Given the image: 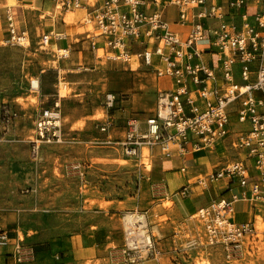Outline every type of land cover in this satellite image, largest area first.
Listing matches in <instances>:
<instances>
[{
  "label": "built area",
  "instance_id": "1",
  "mask_svg": "<svg viewBox=\"0 0 264 264\" xmlns=\"http://www.w3.org/2000/svg\"><path fill=\"white\" fill-rule=\"evenodd\" d=\"M18 1L22 0H14ZM25 1V6L20 3L3 8L6 45L27 49L32 43L30 32L18 28L16 9L33 11L36 4L50 3L51 10L39 16V20L51 18L49 30L73 25L66 18L74 14L75 24L84 21L81 26L90 27L82 36L95 60L143 65L161 82L155 108L144 126L131 120L120 141L107 138L96 143L116 146L126 159L140 160L143 150H158L162 158H177L184 164L189 153L212 152L219 142L231 139L232 147L245 158L198 179L203 189L218 182H224L225 189L196 210L194 218L203 233L191 247L218 250L227 261L245 252L261 254L264 264V219H234L235 204H264V0ZM57 17L60 22L54 21ZM53 37L67 39L66 33L42 32L36 42L39 50L47 52ZM56 52L59 60H68L71 53L69 48ZM30 91H39L38 79L30 81ZM108 99L111 105V96ZM57 109L56 104L36 119L33 154L42 143L61 142ZM15 117L7 106L0 109L4 128L10 127ZM109 126L104 123L100 130L106 132ZM186 169L183 165L180 171ZM191 192L187 183L175 196L187 199ZM126 215H132L133 221L122 217L119 264H144L155 259L160 250L144 213ZM136 217H144L145 225L135 223ZM9 244L8 232L0 227V247ZM32 256L17 234L13 263L24 264Z\"/></svg>",
  "mask_w": 264,
  "mask_h": 264
},
{
  "label": "rangeland",
  "instance_id": "2",
  "mask_svg": "<svg viewBox=\"0 0 264 264\" xmlns=\"http://www.w3.org/2000/svg\"><path fill=\"white\" fill-rule=\"evenodd\" d=\"M3 4L16 3L0 0V109L7 106L16 117L6 128L0 120V227L14 230L12 234H18L23 241L27 237L51 243L82 231L93 209L117 210L121 221L127 213L141 212L160 250L155 259L145 264H263L261 254L245 252L227 261L218 250L191 247L203 233L194 210L211 192L207 191L210 184L203 189L197 181L224 167L225 162L237 161L242 152L232 147L231 139H225L223 150L212 152L204 169H189L193 195L189 201H181L175 193L181 188L183 172L167 169V178L164 172L159 173L163 163L177 158L165 159L158 150H143L140 160L126 159L115 150L116 146L96 143L107 138L120 141L131 120L144 126L161 88L151 68L95 60L78 52L70 53L68 60H59L51 44L47 52L36 45L45 26L51 25V18L39 20L41 13L26 9H16V18L18 28L30 32L31 46L24 49L6 45ZM54 21L60 22L59 17ZM209 24L216 25L214 21ZM71 27L69 36L87 29L74 22ZM33 79L39 82L36 93L30 91ZM56 104L62 140L42 143L33 154L36 119ZM104 123L110 124L106 132L100 130ZM154 183L158 185L154 186L155 193ZM162 197L164 200H160ZM107 201L124 202H116L117 207H113L115 203ZM121 230L120 239L122 222ZM119 244L120 240L109 247ZM119 257L116 252L112 259L119 261ZM76 262L70 255H61L56 264H79ZM85 264L101 263L89 260Z\"/></svg>",
  "mask_w": 264,
  "mask_h": 264
},
{
  "label": "crops",
  "instance_id": "3",
  "mask_svg": "<svg viewBox=\"0 0 264 264\" xmlns=\"http://www.w3.org/2000/svg\"><path fill=\"white\" fill-rule=\"evenodd\" d=\"M26 2L25 0L18 1L16 4H23ZM15 4V5H16ZM7 4H3L1 8H4ZM17 6V5H16ZM19 6V5H18ZM39 4H36L35 8L36 12H43V11H50L51 10V4L45 3L39 7ZM48 10V11H47ZM77 16L80 15V13H76ZM40 16V15H39ZM40 18V17H39ZM75 18V16H74ZM68 26H53L52 28L49 26L45 27L43 29V32L49 31L53 32V34H61L66 33L67 39L65 41H57L54 37L51 40V46L52 51L55 49H66L69 48L71 53L72 52H78V54L81 55H90L92 57V54L89 50V42L85 40V38L82 36V34H75L72 36H69L68 31L66 30ZM79 28V27H78ZM76 45L79 47L78 49H72L71 47ZM64 70V69H63ZM241 130H247L245 127H240ZM225 143V140L219 142L214 152L217 154L219 151L223 150L225 147L223 144ZM112 149V148H111ZM156 151V150H154ZM218 151V152H217ZM213 152V151H212ZM212 152H199V153H189L186 156V161L183 164L180 160H171L166 163H163L161 165V169H159L160 172H164L165 178L168 177V175L165 174L167 169L172 170H180L183 165L187 168L183 175V179L181 182L180 187L186 185L189 183V175L190 170L201 167V169H204L203 167H206L209 163L207 160L211 157ZM122 156V154H120ZM123 157V156H122ZM198 157V158H197ZM202 158V159H201ZM244 154H240L238 156V160H243ZM199 160V162H198ZM203 163V164H202ZM228 162H225L224 164L227 165ZM206 169V168H205ZM206 171V170H205ZM180 172V171H179ZM154 186H158L156 183L152 185V190L155 193L157 188H154ZM167 189L166 191L169 192V185L166 182ZM225 189L224 182H218L214 185H212L207 191L206 194L201 198V201L195 208L194 212L203 204L219 197ZM202 190V189H201ZM172 195V194H171ZM193 195V189L191 192V195L187 199H180L183 202L189 201ZM175 197V196H173ZM177 198V197H176ZM160 200H164L163 197ZM109 203L113 202L115 203L113 207H117V203H123L124 201H107ZM114 211V212H113ZM235 214L234 219L236 222H247L252 219H264V204L263 205H254L253 207L249 205L246 202H239L235 204L234 208ZM118 213L117 210L109 209L108 211L105 209H93L89 215V220L87 221L85 227L82 231H80L77 234L72 235L70 238L65 239H59L57 241L51 242V243H44L40 242L38 239H27V237L24 238L23 245L26 248H30L33 252V256L24 264H56V261L60 260L61 255H70L73 257L74 260H76L79 264H85L89 260L91 262H99L101 264H116L119 261H116L113 258V256L116 255V248H120L122 246V238L120 239V231L121 230V215L116 214ZM8 235L10 238V244L6 247H0V264H14L11 254L13 253V244L16 238L15 234H12L14 230H8ZM122 236V234H121ZM120 240V244L117 245L115 248H110L109 246L111 244L117 243ZM31 242V244H30ZM57 256L59 257L57 259ZM76 262V263H77ZM145 264V263H144Z\"/></svg>",
  "mask_w": 264,
  "mask_h": 264
},
{
  "label": "bare ground",
  "instance_id": "4",
  "mask_svg": "<svg viewBox=\"0 0 264 264\" xmlns=\"http://www.w3.org/2000/svg\"><path fill=\"white\" fill-rule=\"evenodd\" d=\"M8 1V0H7ZM9 4H11V2L9 3ZM73 19H74V16H71L70 15V17L68 18V24H70V22H74L73 21ZM77 25L79 26V27H81L82 28V26L81 25H84V21H80L79 23L77 22ZM88 30H90V27L88 26V28H87ZM67 31L69 30V31H71V30H73V27H71V25H69V27H67V29H66ZM48 68V67H47ZM67 94V93H66ZM198 158V157H197ZM202 159V158H201ZM105 162V161H104ZM198 162H199V160H198ZM203 164V163H202ZM101 208H105L104 207V205H101ZM125 218L127 219V220H129V221H131L132 220V215H125ZM131 219V220H130ZM135 220V223H138V222H140L141 224H143V225H145V219H144V217H136V219H134ZM133 221V220H132ZM203 248V247H202Z\"/></svg>",
  "mask_w": 264,
  "mask_h": 264
}]
</instances>
